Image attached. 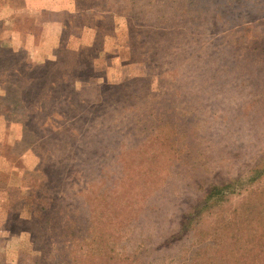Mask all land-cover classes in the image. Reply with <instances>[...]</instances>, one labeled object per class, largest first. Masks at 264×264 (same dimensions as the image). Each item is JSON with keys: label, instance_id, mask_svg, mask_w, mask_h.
<instances>
[{"label": "rangeland", "instance_id": "obj_1", "mask_svg": "<svg viewBox=\"0 0 264 264\" xmlns=\"http://www.w3.org/2000/svg\"><path fill=\"white\" fill-rule=\"evenodd\" d=\"M263 246L264 0H0V264Z\"/></svg>", "mask_w": 264, "mask_h": 264}, {"label": "trees", "instance_id": "obj_2", "mask_svg": "<svg viewBox=\"0 0 264 264\" xmlns=\"http://www.w3.org/2000/svg\"><path fill=\"white\" fill-rule=\"evenodd\" d=\"M263 175H260V173H258V177L254 179V177L249 180V181H255L256 179L260 178ZM223 190V189H221ZM220 192L219 188L216 187H212L208 190L207 195L204 197L205 201H209L212 198H214L218 193ZM187 222H191V220H188ZM184 227H186L187 229L189 228V225H185ZM264 252V246L263 248L260 249V254H262Z\"/></svg>", "mask_w": 264, "mask_h": 264}]
</instances>
